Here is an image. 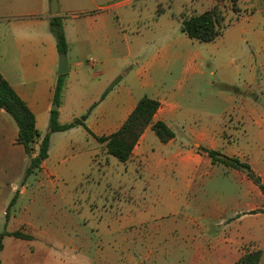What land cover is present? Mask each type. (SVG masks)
<instances>
[{
    "label": "crops",
    "instance_id": "crops-1",
    "mask_svg": "<svg viewBox=\"0 0 264 264\" xmlns=\"http://www.w3.org/2000/svg\"><path fill=\"white\" fill-rule=\"evenodd\" d=\"M81 1L86 3L57 0L52 14V0H0V73L33 113L40 132L28 155L17 142L16 122L0 108L1 170L9 171L13 195L20 185L10 172L22 173L21 161L29 165L48 130L60 55L49 21L59 17L69 69L56 104L57 121L74 125L50 134L48 155L36 171L41 179L53 180L79 164H99L103 170L114 156L95 136L116 132L143 96L152 98L158 108L119 171L128 179L122 182L128 211L96 229L99 240L93 249L87 239L64 236L69 233L63 229L39 230L27 217L17 229L4 231L19 230L30 238L18 239L45 247L43 264H50L49 252L55 248L81 251L82 258L91 250L88 264H235L249 251H260L258 264H264L262 190L243 170L213 162L204 150L248 163L264 185V5L238 0L242 5L235 12L226 7L229 24L201 52L190 49L198 41L183 34L181 21L178 30L160 18L127 20L124 12L111 9L113 3L90 0L94 7L86 9ZM194 3L190 15L212 8L217 0ZM208 56L216 57L213 67L207 68ZM158 121L173 132L172 138L162 141L156 135L153 124ZM226 179L231 193L210 195L215 181ZM3 184L6 217L13 198L5 197ZM172 231L181 241L163 243L160 237ZM114 235H124V242L112 241ZM4 249L3 244L0 264Z\"/></svg>",
    "mask_w": 264,
    "mask_h": 264
},
{
    "label": "rangeland",
    "instance_id": "rangeland-1",
    "mask_svg": "<svg viewBox=\"0 0 264 264\" xmlns=\"http://www.w3.org/2000/svg\"><path fill=\"white\" fill-rule=\"evenodd\" d=\"M119 1L121 0H96L95 2L97 4L113 3L111 9L114 12H124L126 14L124 18L127 20H132L135 16H141L145 19L160 18L171 21L173 28L179 30L181 19L193 13L192 9L196 0ZM55 2L57 3V0ZM85 2L81 1V8L90 9L94 7L90 0H85ZM257 3L264 5V0H257ZM216 5L219 6L221 12H225L226 7H229L230 11L235 12L242 3L238 0H217ZM195 8H197V5ZM205 46L204 43L194 42L193 45L190 44V49L207 52ZM215 63L216 57L212 56L210 58L208 56L207 68L213 67ZM208 79L209 75L206 81H202V84L206 85ZM213 80L217 84L215 75ZM111 158L114 163L104 166L103 170H100L99 167L101 166L99 164L91 167L79 164L68 170L62 179L55 178L53 180L41 179V173L37 172V169L27 173L28 160H22V173H19L17 169L10 172V177H14V181L20 185L19 188L17 187L18 189L16 188V191L12 190L13 195L9 187V179L7 178L9 171L7 175L4 174L0 163V182L5 183L3 184L5 187L3 186L1 190H4V195L9 198V202L10 198H14L6 209L8 220L4 215V198H0V233L4 230L12 231L17 229L21 219L27 217L34 224L40 226L38 227L39 230L63 229V231L65 230L69 233V235L64 236L71 239H87L86 245H89L87 247L93 249L94 244L99 240L96 229L109 225L111 219L125 216L128 211V203L125 202L123 196V189L125 190L123 187L125 186L122 184L123 181L127 182L128 179L125 176H120L119 171L122 163L114 157ZM68 160L70 162V158ZM102 164L105 165L104 162ZM26 165L28 166L26 167ZM223 182H231V180L215 181V189H211L210 195L214 197L222 196L223 191H225L224 193H231L232 189L230 188L232 186ZM223 185H226L228 191L226 187L225 189L223 188ZM21 188L22 190L23 188L25 189L22 195L19 192ZM10 193L11 196H9ZM17 198L20 199L15 203ZM133 202L134 204H140L138 199H134ZM38 217L40 220H37ZM109 237L112 238V241L116 239L119 243L124 242V235ZM181 237V235L172 231L162 235L160 238L163 239V243L166 241L171 243L172 241H181ZM2 241L5 245V251L2 255L1 264H43L46 250L43 249L45 247L41 244L37 242L31 243L11 236H4ZM92 253L93 251L89 250L86 253V257L82 258L81 251H75L70 248H55L52 252H49L50 257L48 258L50 259V264H88L87 259L92 257ZM120 253L122 255L121 258H124V251ZM137 254L140 253L138 252ZM171 260L169 259L168 262H171Z\"/></svg>",
    "mask_w": 264,
    "mask_h": 264
},
{
    "label": "trees",
    "instance_id": "trees-1",
    "mask_svg": "<svg viewBox=\"0 0 264 264\" xmlns=\"http://www.w3.org/2000/svg\"><path fill=\"white\" fill-rule=\"evenodd\" d=\"M224 19L225 17L223 12H221L219 6L215 5L204 12L192 14L182 18L180 29L190 39L200 43H207L213 41L217 36H219L223 29L229 24V20L225 22ZM49 29L55 37L58 53L66 54L67 42L61 19L59 17L51 18L49 21ZM63 77L64 75H58L57 77L54 89V102L56 104L59 103L63 90ZM118 79L119 78L115 79L108 86L102 96H104L106 92L112 88ZM158 105V101L147 96H143L116 132L108 136H95L96 140L100 143H105L106 152L108 154H111L120 162H125L129 158L133 145L139 138L141 132L151 122ZM0 108L4 109L14 119L18 127L17 142L23 146L25 153L32 155L34 144L38 142L40 137V132L35 127L34 115L1 73ZM76 123L82 122L77 120ZM73 125L74 123H58L57 110L55 109L51 111L48 130L39 142L37 154L30 158V163L26 171L27 173L39 168L41 162L47 157L50 134L55 131L66 130ZM153 130L162 141H167L173 137V132L163 122L158 121L154 123ZM204 150L212 158L213 162L219 161L234 168L243 170L255 182V184L260 187L264 195V185L261 183L260 178L253 172L248 163L241 162L235 158L221 156V154L217 151L207 149ZM13 200L14 198L10 203H12ZM4 235H11L22 239L30 238L28 234H24L19 230L13 232L3 231L0 233V252L3 247L2 238ZM260 255V251L246 252L235 262V264H258Z\"/></svg>",
    "mask_w": 264,
    "mask_h": 264
},
{
    "label": "water",
    "instance_id": "water-1",
    "mask_svg": "<svg viewBox=\"0 0 264 264\" xmlns=\"http://www.w3.org/2000/svg\"><path fill=\"white\" fill-rule=\"evenodd\" d=\"M50 11L52 14H55L57 11V7H56V2L55 0H52V6H50ZM68 64H67V57L66 54L62 53L59 55V61H58V67H57V71L56 74L57 75H63L65 73L68 72ZM57 105H54V109H56ZM81 119H84V117H82Z\"/></svg>",
    "mask_w": 264,
    "mask_h": 264
}]
</instances>
